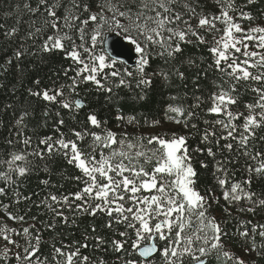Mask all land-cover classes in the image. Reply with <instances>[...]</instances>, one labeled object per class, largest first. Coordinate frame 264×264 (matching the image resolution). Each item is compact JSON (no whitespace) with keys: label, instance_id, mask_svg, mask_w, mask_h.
<instances>
[{"label":"snow or ice","instance_id":"6c2138e0","mask_svg":"<svg viewBox=\"0 0 264 264\" xmlns=\"http://www.w3.org/2000/svg\"><path fill=\"white\" fill-rule=\"evenodd\" d=\"M254 3L255 0H24L23 10L34 17L28 23L30 30L25 39H39L38 51L58 50L71 61L63 72L70 83L30 89V95L57 104L74 117L86 106L83 98L72 99L73 95L79 96L77 89L82 84L91 83L96 91L118 101L114 89H131L134 81L141 90L139 99H143L154 77L169 84L175 78L186 85L187 69L182 70L186 64L193 69L194 103H187L180 95L172 97L163 119L149 120L123 110L115 116L124 126H136L143 120L156 128L166 120L187 129L186 135L167 131L149 136H132L123 130L117 133L93 112L78 129L70 130L74 138H68L60 131L65 120L57 111L56 135L40 138L35 146L30 136L23 135L25 118L30 115L24 111L15 127L25 150L13 152L10 159L0 162L5 166L0 171V197L16 204L30 200L31 196H23L17 190L19 184L13 176L26 177L39 170L41 164L49 171L47 162L60 156L81 173L73 179L82 187L68 195L49 193L36 205H42L51 216L50 222H41L45 230L55 231L57 220L67 225L70 217L66 212L72 214V223L77 215L103 213L110 218L107 227L124 226L118 232L122 239H112L110 249H103L118 254L116 264H212L213 260L217 264H256L226 248L225 238L232 234L222 220L210 213L220 198L208 189L202 194L197 188L199 174L195 167L199 164L207 169V161L199 157L211 158L213 176L227 205L222 210L227 216L232 215L231 205L242 201L248 206L240 207V212L254 213L257 207H264V198L251 190L253 174L264 177V150L257 148L258 139L264 143V136L257 137V130L264 127V25L244 28L241 23L256 20L247 10ZM260 19L264 20V13ZM18 32L19 28L13 27L4 36L12 39ZM114 33L129 42L132 47L128 51L137 54L134 72L127 68L117 70L116 65L126 61L120 53L112 54L123 47L120 40L109 45L110 34ZM206 43L211 56L208 69L213 71L214 80L210 91L205 89L197 95L201 73L207 76V72L191 56L185 57L182 46ZM26 51L17 48L15 59L19 61ZM154 58L167 67L149 73L146 69ZM11 63V59L6 61ZM243 95L248 100H243ZM240 104L244 111L239 110ZM43 115L48 118L49 110ZM194 138L198 144L190 151L188 141ZM85 141L86 147H81ZM241 161L246 178L235 180L232 169ZM41 183L49 186L50 181L44 179ZM9 207L0 200V210L7 219L25 221L24 215H14ZM240 225L243 230L237 228V232L245 254L255 252L264 258V223L248 220L240 221ZM247 225H251L250 230ZM92 231L95 232L94 227ZM14 236L22 237L23 243ZM89 239L95 240L97 249L108 243L101 236L87 235L82 244L61 241L60 246L52 245L49 258L40 254L42 235L35 224L17 229L0 221V264H106L102 258L94 261L82 255L81 249L89 248Z\"/></svg>","mask_w":264,"mask_h":264},{"label":"trees","instance_id":"16d2710c","mask_svg":"<svg viewBox=\"0 0 264 264\" xmlns=\"http://www.w3.org/2000/svg\"><path fill=\"white\" fill-rule=\"evenodd\" d=\"M24 0H0V162L10 159V154L13 152L19 153L25 150V146L19 142L21 137L17 136V128L15 127V121L19 116L27 111L30 113L25 118L26 128L23 129V135L30 136L32 138V144L35 146L39 139L47 135H56V117L55 113L60 112L61 116L65 120L64 126L60 128V131L66 133L68 138H74L71 136L70 130L72 128H79L82 122L86 121V116L89 113H95L98 119L106 123L107 127L120 133L122 130L126 131L129 135L140 136L143 134L133 133L128 126L120 125L115 119L116 113L123 110L126 114H135L138 117H147L151 120L153 117L158 119L164 118V110L171 102V98L177 95L183 96L187 103H194L192 98L193 89V69L188 68L185 64L186 75L189 77L187 84H182L175 78L172 79L171 84L164 82L159 77L153 78V84L150 88L146 89L143 93L144 98L139 99L141 90L135 87V82L131 89L120 88L114 89L117 93L119 100L115 98L109 99L108 94L104 92H98L95 86L91 83L82 84L78 89L79 96H72V99L83 98L85 100V107L80 109L73 117L72 113L67 110L59 108L57 104H50L42 99L29 94V90L37 91L45 88L59 87L61 84L70 83L63 72L65 68L71 65V61L64 58V53L60 51H53L51 53H41L38 51L41 41L39 39L33 41L32 39H25L28 31V23L34 17L23 10ZM17 5L20 6V11L17 12ZM252 14L256 17L254 22L241 21L244 28L254 26L255 24L264 25V20L260 19V15L264 13V0H255V3L249 6ZM87 16V13L84 14ZM19 20V23L17 21ZM195 23V21H193ZM92 25H90L91 27ZM13 27H18L19 32L12 39H7L4 36V32ZM51 34V33H49ZM118 34V33H116ZM119 35V34H118ZM210 39V37H206ZM27 49L25 55L21 57L19 61L15 59L14 52L17 48ZM185 57L191 56L200 68L207 72V76L201 73V90H195L197 95H201L205 89L210 91L214 80V73L208 69V65L211 63V56L208 52L209 45H183ZM8 59L12 60L11 64H6ZM137 62V60H136ZM158 67H167L163 61L159 58H154L151 61V66L146 69L149 73L155 71ZM117 70H123L127 68L129 71H135V66L131 67L125 63H118L116 65ZM106 71H110L106 70ZM73 73L70 71L69 76ZM39 80L40 84L36 85L35 81ZM65 94L68 95L67 89ZM207 94L206 92L204 93ZM243 100H248L247 95H243ZM204 105H202V108ZM45 110H49V117L46 118L43 113ZM239 110L244 111L243 104L239 105ZM164 124H170L166 130L169 134L176 132L181 135L188 134V130L184 129L180 125L173 124L168 121H164ZM241 123V121H237ZM149 125L144 124L141 120L140 124L133 126L137 130L146 132V128ZM201 123V127H202ZM146 136V135H143ZM264 136V127L257 130V137ZM14 141L10 144L8 141ZM190 151L198 144V139H189ZM87 141L80 145L86 147ZM257 148L264 150V143L257 140ZM31 151V148L27 149ZM32 159V157H29ZM199 159H205L208 163V168H200L199 164H195L199 174V180L197 182V188L202 191L208 189L219 197V204H214L210 209L211 215H214L218 220L224 222L226 229L232 234L230 238H225V245L228 250H231L235 255L242 257L245 261H255L256 264H264V258L258 257L255 252L251 255H246L241 247V238L237 232V228L241 231L243 227L240 225V221H252L255 223H264V207H257L254 213L240 212V207H246L247 202H240L239 204H233L230 207L232 215L227 216L222 208L227 206L222 199L221 189L219 188L214 176H213V162L211 158L200 156ZM40 163L39 161H36ZM49 165V171H45L43 164H41L39 170H34L31 174L23 178L16 179L19 187L18 191L23 196H31L30 200H21L16 204L12 200L0 197L4 203L10 204L8 208L9 212L14 215H24V222H14L13 228L22 229L28 227L31 224H35L36 228L41 230L42 243L40 247V254L51 258L53 249L52 245L60 246L61 241L66 244H72L74 241L80 244L84 243L85 235L89 237L101 236L108 243L103 245L101 249L95 247V240L89 239L87 243L89 248L81 249L82 255H88L92 260L102 258L106 264H116L117 253L103 249H110V242L112 239H122L119 235V231L124 230L123 225L113 224L112 228L107 227L110 218L103 213H97L96 216L89 215H77L75 223L71 222V213L66 212L69 215L70 222L67 225H63L57 220V227L55 231L45 230L43 222H50L51 216L48 214L47 209L42 205L37 207L36 205L46 197L49 193L60 195H68L78 191L82 184L74 180L73 177L81 175V173L75 167L68 165L63 157L54 156L52 161L47 162ZM243 161L237 164L232 171L235 172V180H243L246 178V174L242 172ZM5 166L0 163V171H4ZM231 175V173H230ZM48 179L50 181L49 186H45L41 183L42 180ZM0 186H3V181H0ZM251 190L256 192L261 198H264V177L257 178L254 174L252 176ZM12 193H9L11 197ZM0 214L7 218L5 212L0 210ZM32 217H36L35 220ZM93 227L95 232L92 231ZM249 230L251 225H247ZM130 235L134 238V235L130 231ZM13 239L19 240L23 243L22 237L14 236ZM257 236V241L259 242ZM130 244V241H129ZM128 247V245H126ZM130 251V248H129ZM125 258L127 253H124ZM132 258H136L133 256ZM14 264V261L11 262ZM212 264H217L215 260Z\"/></svg>","mask_w":264,"mask_h":264},{"label":"water","instance_id":"95a60500","mask_svg":"<svg viewBox=\"0 0 264 264\" xmlns=\"http://www.w3.org/2000/svg\"><path fill=\"white\" fill-rule=\"evenodd\" d=\"M115 40H120L121 45H123V47L113 50L112 54L116 55L117 53H120L121 59L126 61L125 63L126 65L131 66V67L135 66L136 60H137V54L134 51H128V49L132 47L131 45H129V42L126 40H123L116 33L110 34L109 45Z\"/></svg>","mask_w":264,"mask_h":264},{"label":"rangeland","instance_id":"374dc122","mask_svg":"<svg viewBox=\"0 0 264 264\" xmlns=\"http://www.w3.org/2000/svg\"><path fill=\"white\" fill-rule=\"evenodd\" d=\"M170 124H167V123H163L162 127H156V128H152L150 126H148L146 128V132L143 133L141 130H137L135 127L133 126H128V128H132L130 129L134 134L135 133H138V134H143V135H146V136H149V135H155V134H158L162 131H166L170 126ZM0 221H3L4 223H6L9 227H12L13 228V224H14V221L12 220H9L7 219L6 217L2 216L0 214ZM0 243H3V241H0Z\"/></svg>","mask_w":264,"mask_h":264}]
</instances>
